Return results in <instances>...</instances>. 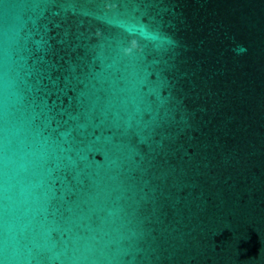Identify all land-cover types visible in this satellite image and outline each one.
I'll return each mask as SVG.
<instances>
[{
    "label": "water",
    "instance_id": "1",
    "mask_svg": "<svg viewBox=\"0 0 264 264\" xmlns=\"http://www.w3.org/2000/svg\"><path fill=\"white\" fill-rule=\"evenodd\" d=\"M0 264H264V0H0Z\"/></svg>",
    "mask_w": 264,
    "mask_h": 264
},
{
    "label": "clouds",
    "instance_id": "2",
    "mask_svg": "<svg viewBox=\"0 0 264 264\" xmlns=\"http://www.w3.org/2000/svg\"><path fill=\"white\" fill-rule=\"evenodd\" d=\"M246 51V49L243 47V46H240L238 49H237V52L238 53H243V52H245Z\"/></svg>",
    "mask_w": 264,
    "mask_h": 264
}]
</instances>
